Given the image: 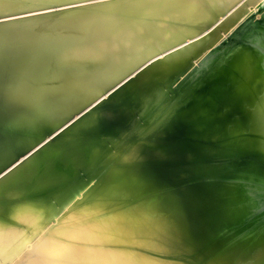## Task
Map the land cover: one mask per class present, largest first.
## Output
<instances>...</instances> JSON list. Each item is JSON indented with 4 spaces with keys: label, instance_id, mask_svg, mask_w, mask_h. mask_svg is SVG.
Segmentation results:
<instances>
[{
    "label": "bare ground",
    "instance_id": "6f19581e",
    "mask_svg": "<svg viewBox=\"0 0 264 264\" xmlns=\"http://www.w3.org/2000/svg\"><path fill=\"white\" fill-rule=\"evenodd\" d=\"M263 15L0 0V264H264Z\"/></svg>",
    "mask_w": 264,
    "mask_h": 264
},
{
    "label": "water",
    "instance_id": "95a60500",
    "mask_svg": "<svg viewBox=\"0 0 264 264\" xmlns=\"http://www.w3.org/2000/svg\"><path fill=\"white\" fill-rule=\"evenodd\" d=\"M249 48L253 50L255 53L259 55V65L262 70H264V15L257 20L248 30H246L235 42L233 46H231L220 58L218 64H221L224 60H226L228 57L232 56L233 53L238 52L242 48ZM212 181H220L225 182L222 180H212ZM196 182V181H195ZM199 182V181H197ZM194 184L193 181H190L188 184H185L183 186H190ZM243 184V183H241ZM245 184V183H244ZM264 214V206H259V208L254 212L252 215L246 217L243 221V225H248L251 222L259 221L258 216ZM261 223L264 222V217L260 221ZM239 229L237 227H232L231 229H228L224 232H221L217 235L216 240L209 243L210 246L214 244L217 240L220 238H225L227 234L230 233L231 230ZM247 234L244 233V235Z\"/></svg>",
    "mask_w": 264,
    "mask_h": 264
},
{
    "label": "snow or ice",
    "instance_id": "6c2138e0",
    "mask_svg": "<svg viewBox=\"0 0 264 264\" xmlns=\"http://www.w3.org/2000/svg\"><path fill=\"white\" fill-rule=\"evenodd\" d=\"M50 9L54 10L55 6H48ZM28 11H33V10H28ZM11 22V17H4L3 19H0V24H5Z\"/></svg>",
    "mask_w": 264,
    "mask_h": 264
},
{
    "label": "rangeland",
    "instance_id": "374dc122",
    "mask_svg": "<svg viewBox=\"0 0 264 264\" xmlns=\"http://www.w3.org/2000/svg\"><path fill=\"white\" fill-rule=\"evenodd\" d=\"M186 257L189 258V257H192V256H191V255H190V256H187V255H186Z\"/></svg>",
    "mask_w": 264,
    "mask_h": 264
}]
</instances>
